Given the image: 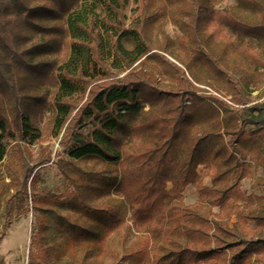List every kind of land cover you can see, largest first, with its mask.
Listing matches in <instances>:
<instances>
[{"label": "trees", "instance_id": "obj_1", "mask_svg": "<svg viewBox=\"0 0 264 264\" xmlns=\"http://www.w3.org/2000/svg\"><path fill=\"white\" fill-rule=\"evenodd\" d=\"M77 1L30 7L25 0H0V162L13 141L20 164L7 167L10 182L21 189L20 201L31 193L37 166L50 159L46 155L29 165L20 141L34 136L41 112L50 109L46 123L61 125L53 134H61L62 143L69 145L72 168L79 169L71 161L82 157L116 167L111 174L94 171L95 185H85L95 191L96 204L88 202L86 188L70 199L97 221L99 252L108 256V264H142L150 239L157 237L161 242L153 264H264V196L253 197L239 188L244 175L252 173L245 159L257 164L264 152V99L249 101L244 95L256 72L250 74L240 62L241 82L228 69L236 64L230 55H243L245 41L264 55V0H233L235 4L219 8L223 0H162L174 7L172 17L183 32L182 54L176 59L182 67L152 51L143 37V26L159 19L163 8L125 27L128 0H81L75 9ZM142 1L147 8L149 0ZM97 8L111 14L101 26L112 28L107 48L117 53L119 61L114 62L122 63L120 68L104 59L102 38L95 30ZM49 16L63 24H42ZM38 32L47 37L27 44ZM78 32L85 39L75 37ZM216 32L221 33L220 46L215 45ZM54 51L62 53L63 62L46 57ZM74 51L82 57L76 60ZM249 55L253 62L264 61L252 51ZM152 58L161 67L158 74L172 81L167 89L157 86L156 72L145 66ZM67 62L76 64L75 72ZM198 65L214 82L224 84L232 104L222 98L225 94L195 84ZM66 88L72 94L81 89L80 98L68 96ZM51 92L56 96L48 103ZM88 119L91 137L82 125ZM206 175L211 185L203 184ZM187 185L198 192L194 204L183 202ZM112 193L122 201L117 203ZM124 206L132 228L146 237L142 246L126 245ZM215 206L219 210L214 212ZM233 214L236 221L229 225ZM108 218L116 226L121 253L101 234ZM76 226L79 242L93 235L89 228Z\"/></svg>", "mask_w": 264, "mask_h": 264}, {"label": "rangeland", "instance_id": "obj_2", "mask_svg": "<svg viewBox=\"0 0 264 264\" xmlns=\"http://www.w3.org/2000/svg\"><path fill=\"white\" fill-rule=\"evenodd\" d=\"M30 7L36 5H52V0H25ZM78 0L75 2L74 8H78ZM149 6L144 7L142 0H128V6L124 9L125 14V27L133 26V22L138 20L142 15L148 16L155 9L163 8V14L156 21H152L143 26V37L147 42L148 47L152 51L162 52L166 57L172 61L179 60L182 54V47L179 45L183 32L180 31L178 23L174 21L172 14L174 7L162 0H149ZM233 0H223L216 7H224L226 5H233ZM96 26L95 30L101 35L103 44V56L106 61L113 62L112 65L120 68L114 61H119L117 53L113 48H107L112 43L108 41V32L112 30L109 25L101 26V22L111 14L106 11V8L100 10L97 8L96 12ZM112 18V17H111ZM42 24L55 25L63 24V21L55 20L52 17L42 18ZM220 32V31H219ZM216 32L213 34L215 45H219L221 40V33ZM225 33V32H224ZM77 38L85 39V35L73 33ZM228 31L226 29L227 37ZM223 35V36H224ZM47 35L38 32L36 36L27 44L46 38ZM128 47L131 44L126 43ZM243 55L240 57H233L230 55L231 61L236 64L228 66L229 71L239 76V81L242 82V76L239 75L240 69L238 68L240 62L246 64L249 68V73H257L255 82H251L248 86L244 87L245 98L249 101L263 100L264 99V61H252L249 52L252 51L260 56V48L255 44L248 41L243 42L242 46ZM74 51L75 59L82 57V54ZM230 52V51H229ZM231 53V52H230ZM229 54V53H228ZM73 55V56H74ZM48 58H54L62 61L63 55L59 51L51 52L46 55ZM63 62V61H62ZM181 67L178 61H176ZM66 66L70 72L76 71V64L67 62ZM145 66L149 69H154L158 77V87L160 89H167L168 84L172 81L167 76L159 75L158 69H161L159 63L154 59L145 60ZM197 75L199 79L196 85H199L204 90L216 93L217 90L229 96V93L223 88L224 84L216 83L212 78L207 75V72L200 65L196 66ZM124 73L120 72L118 76ZM188 74V72L186 71ZM189 76V75H188ZM190 79H192L189 76ZM213 81V85L211 83ZM200 82V83H199ZM223 85V86H222ZM216 86L217 89L214 87ZM214 89V90H213ZM219 89V90H218ZM206 94L205 91H199ZM65 93L68 96H73L74 99L80 98L81 89L72 94L69 88H66ZM55 93L48 97V103H51ZM146 108L148 107L147 104ZM50 109H45L41 112L40 118L37 120L38 129L33 130L34 136H29L27 140L20 141L21 151L24 152L29 165H35L36 162L46 155L50 156L48 161L38 165L37 173L33 178V185L31 193L27 194L25 201H20L21 189L17 188L10 182L11 167L7 165L20 164L17 149L12 147L13 141L9 142L6 150L5 158L0 162V264H26L37 262L39 264H108L110 259L104 253L99 252V238H98V223L89 218L84 212L77 208V206L70 203V199L76 195L78 189H85L89 184L95 185L94 171L106 170L110 174L115 172V165L104 164L99 160H93V157H82L81 159L72 160L71 163L79 169H74L68 162L69 159V145L62 143L61 134L54 135V132L59 131L61 125L47 124ZM104 118V115H102ZM102 123V122H101ZM83 130L87 136L91 135L93 126L88 119L84 121ZM91 137V136H90ZM86 185V186H85ZM88 195V202L96 204V194L94 190L85 189ZM113 199L120 203L122 198L117 194L112 193ZM12 203V210L7 209ZM21 204V205H20ZM121 226L128 234L129 242H136L137 245L142 246L143 240L146 238L144 235L137 234L132 228L130 223V212L125 206L122 207ZM230 220V218H229ZM106 228L102 231V235L108 236L113 240L114 247L121 253L117 234V229L111 219L105 221ZM230 223V221H229ZM89 228L93 231V235H87L86 240L79 242L76 239L78 228ZM148 246V254L143 260L142 264H153L152 257L154 249L161 242L157 237L150 239ZM160 264H167V261H162Z\"/></svg>", "mask_w": 264, "mask_h": 264}, {"label": "crops", "instance_id": "obj_3", "mask_svg": "<svg viewBox=\"0 0 264 264\" xmlns=\"http://www.w3.org/2000/svg\"><path fill=\"white\" fill-rule=\"evenodd\" d=\"M264 146V142H263ZM245 161L252 165V173L244 175L243 179L240 181V191L244 192L247 195L255 196H264V152L262 153L259 162L257 164L254 161H251L249 158L245 159ZM203 184L204 185H211V178L209 176H203ZM184 204H194L198 201L199 195L196 192V189L193 185H187L183 191ZM219 206H215L213 211H218ZM236 221V216L233 214L230 217V223ZM252 226V225H251Z\"/></svg>", "mask_w": 264, "mask_h": 264}, {"label": "built area", "instance_id": "obj_4", "mask_svg": "<svg viewBox=\"0 0 264 264\" xmlns=\"http://www.w3.org/2000/svg\"><path fill=\"white\" fill-rule=\"evenodd\" d=\"M225 101H227V102H229V103H231V101H230V99H229V96L228 95H226V96H224V97H222ZM232 104V103H231ZM237 106V105H236ZM26 264H39V263H37V262H33V263H26Z\"/></svg>", "mask_w": 264, "mask_h": 264}]
</instances>
